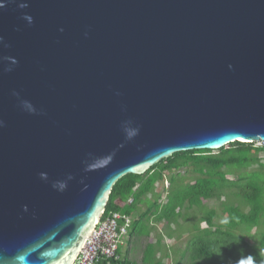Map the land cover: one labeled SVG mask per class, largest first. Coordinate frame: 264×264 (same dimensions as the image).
Segmentation results:
<instances>
[{"label": "water", "instance_id": "obj_1", "mask_svg": "<svg viewBox=\"0 0 264 264\" xmlns=\"http://www.w3.org/2000/svg\"><path fill=\"white\" fill-rule=\"evenodd\" d=\"M0 4V264H74L125 175L264 142V0Z\"/></svg>", "mask_w": 264, "mask_h": 264}, {"label": "trees", "instance_id": "obj_2", "mask_svg": "<svg viewBox=\"0 0 264 264\" xmlns=\"http://www.w3.org/2000/svg\"><path fill=\"white\" fill-rule=\"evenodd\" d=\"M166 180L170 186L158 192ZM114 212L130 217L131 226L118 258L98 264H170L173 251L179 255L173 264H238L248 256L261 264L264 145L237 141L219 150L178 152L145 174L125 175L114 185L104 217ZM158 224L164 230L153 237ZM180 233L189 234L183 250L166 243Z\"/></svg>", "mask_w": 264, "mask_h": 264}, {"label": "built area", "instance_id": "obj_3", "mask_svg": "<svg viewBox=\"0 0 264 264\" xmlns=\"http://www.w3.org/2000/svg\"><path fill=\"white\" fill-rule=\"evenodd\" d=\"M264 145V142H257ZM133 199L129 200L132 203ZM87 239L74 264H98L102 259L118 258L122 238L128 233L131 218L120 212L104 217Z\"/></svg>", "mask_w": 264, "mask_h": 264}, {"label": "rangeland", "instance_id": "obj_4", "mask_svg": "<svg viewBox=\"0 0 264 264\" xmlns=\"http://www.w3.org/2000/svg\"><path fill=\"white\" fill-rule=\"evenodd\" d=\"M181 172H182V174H186V170L185 169H182ZM169 186H170V182L168 180H166L164 182V184L160 183V185L158 186L157 191L162 193L163 192V187L168 188ZM208 205H209V208H213V207L216 206L215 203H209ZM204 226H206V222H204ZM156 227H157V231H154L153 237L156 236V232H160V231L164 230L163 224H158ZM256 231H257V229L252 230L251 234L253 235L254 233H256ZM178 236L179 237L175 238V239H170V238L167 237L166 243L169 246L174 247L175 249L183 250V248H185V244H186V242H187V240L189 238V234L180 233V234H178ZM252 241H254V240H252ZM141 251H142V248H141ZM141 251H139V253ZM126 252L127 251H126V245H125V246H123V249L121 251L122 256L125 257L126 256ZM178 256H179L178 253H175L173 251L171 258L167 259V262L170 263V264H173L174 263V259L178 258ZM137 258H139V255H137Z\"/></svg>", "mask_w": 264, "mask_h": 264}, {"label": "clouds", "instance_id": "obj_5", "mask_svg": "<svg viewBox=\"0 0 264 264\" xmlns=\"http://www.w3.org/2000/svg\"><path fill=\"white\" fill-rule=\"evenodd\" d=\"M3 7H4V5H3V4H0V8H3ZM19 7H20V8L27 7V4L21 3V4L19 5ZM23 19H24V20H27L29 23H31V21H32V18H31V16H29V15H25V16H23ZM60 31H63V29H60ZM27 107H28V109H29L30 111H34V109H32L30 105H27ZM0 126H2V121H0ZM45 175H46V174L41 173V176H42V177L45 176ZM70 178H71V177H70ZM64 186H65L64 184H61V185H60L61 188H63ZM262 254H264V253H262ZM238 264H255V261H254V258H253L252 256H248V257H246V258H242L241 260H239V261H238ZM261 264H264V261H261Z\"/></svg>", "mask_w": 264, "mask_h": 264}]
</instances>
